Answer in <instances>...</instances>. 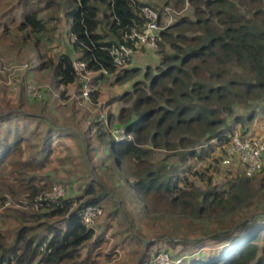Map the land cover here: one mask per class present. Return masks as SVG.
<instances>
[{"label":"trees","instance_id":"16d2710c","mask_svg":"<svg viewBox=\"0 0 264 264\" xmlns=\"http://www.w3.org/2000/svg\"><path fill=\"white\" fill-rule=\"evenodd\" d=\"M12 1L0 20L14 13L16 47L35 50L39 68L52 71L53 84L50 90L42 87V97L34 99L25 96L26 85L37 83L14 79L21 100L1 109L0 225L10 227L0 226V264H99L102 255L111 261L129 244L152 245L145 224L158 225L161 232L166 228L162 236L174 250H159L148 258L143 254L138 264H149L160 252L183 258L182 264H264V244L259 245L264 234V177L248 178L241 172L222 190L205 192L189 178L192 173L205 179L193 166H202L207 174L220 166L231 168L222 160L230 136L239 131L237 125L245 127L264 117V0H191L194 18L182 16L161 31L160 63L145 73L117 67L112 49L125 43L124 35L134 27L144 26L142 7H153L162 16L166 7L180 10L184 0H165L162 7L147 0ZM62 16L69 22L70 38L76 37L71 45L87 72H100V79L114 77L118 85L140 74L144 80L122 97L131 104L121 110L118 121L129 137L124 141H116L111 129L115 126L104 121L82 131L72 119L77 134L58 127L46 112L54 91L82 81L71 54L49 55ZM4 30L12 32L6 23ZM61 94L65 99V91ZM89 96L98 103L100 92L96 88ZM67 135L81 139V156L75 158L84 159L90 176H101H92L85 196L67 197L35 211L36 199L59 183L43 172L54 164L57 146ZM98 151L104 157H97ZM161 151L168 155L158 162L155 156ZM172 157H180V171L167 165ZM232 165L241 168L238 159ZM263 173L264 166L256 175ZM89 206L106 207L108 218L119 224L110 236L116 241L110 252L101 249L106 233L97 235L96 227L88 228L81 220L80 211ZM112 229V224L106 226L107 232ZM206 239L218 244L214 253H209ZM86 246L91 248L84 255Z\"/></svg>","mask_w":264,"mask_h":264},{"label":"rangeland","instance_id":"374dc122","mask_svg":"<svg viewBox=\"0 0 264 264\" xmlns=\"http://www.w3.org/2000/svg\"><path fill=\"white\" fill-rule=\"evenodd\" d=\"M146 1V0H145ZM148 2L152 1V0H147ZM165 0H161L160 6H164L165 5ZM14 5V2L12 0H0V14L4 13L7 9H9L10 7H12ZM173 11H175V15L173 17V22H171L170 24H174L179 18H181L182 16H190L193 17L194 16V8L192 7V5L190 4V6H183L180 8V10H177L175 8H173V5L170 7ZM14 13L7 15L6 17H4L2 20H0L1 24H0V59H4V60H10L11 62H14L13 64L16 65H22V64H29L30 68L27 72L24 73L23 77L21 79H23L24 84L26 85L27 82L32 81L34 83H37L38 85L41 86V88L43 87V89H48L50 90V86L49 84H53V79L52 76H49L45 79H39L36 77L37 73H38V69L37 66L40 63L39 60V55L35 50H32L30 47L28 46H17L15 45V41H14V37L16 36V27L18 25V23L16 24H12L13 20H12V15ZM194 18V17H193ZM9 25V29L12 31L10 34H4V32H6L4 30V24ZM166 24V20L163 19L162 21V25ZM13 33V35H12ZM11 45H15V46H11ZM51 44H49V55L53 56V55H57V51H55V49H51L50 48ZM67 49V44L65 43L64 47H61L60 51H66ZM158 57H160L161 59V55L159 54ZM160 59H159V63H160ZM158 63H156L155 65H157ZM153 71H155L156 68H151ZM150 70V68H149ZM30 73L33 74V78L30 77ZM98 75V74H97ZM100 77V76H99ZM98 77V78H99ZM90 78V76H89ZM13 80L8 76H4L0 74V114L3 113L1 111V109H4L6 104H10V105H14L17 106L19 104V101L21 100V94L19 93H15V88L13 87ZM98 80V79H97ZM106 80V78H105ZM43 81V82H40ZM93 81V80H90ZM139 81H144L142 78ZM26 82V83H25ZM40 82V84H39ZM104 83H99V86L97 87V90L100 91V102L98 100V103H94L93 100L91 99V97L89 96L88 98H83L82 94H77L76 97L73 99L72 102H67L69 100V97L66 96L65 99L60 100L58 102H56L57 99H50V102L48 103L47 106V111L48 115L54 119H56V121L58 122V125L62 126V127H73L74 129H78L77 127L72 126V119H74V121H77L76 124L79 123H83V122H95V121H104L106 120L107 122H109V126H111V124L114 126L118 123L119 121V116H120V112L123 108L125 107H129L131 104L125 102L124 100L122 101V97H124L130 90L132 91V89H120L119 92H117V88H119L120 85L114 86L115 84L112 81H102ZM132 82V81H131ZM8 83V85H7ZM134 83V81L132 82ZM37 84H35L37 86ZM27 86V85H26ZM39 86V87H40ZM127 89V90H126ZM96 90V89H95ZM94 90V91H95ZM102 94V95H101ZM25 96H28L27 91ZM53 96V94H52ZM83 98V99H82ZM62 99V98H61ZM91 103H89L90 101ZM113 99H117V100H113ZM74 100H78V108L74 107ZM121 100V101H120ZM118 101V102H116ZM30 101H27V103L30 106H34L35 104H31L29 103ZM100 104V105H97ZM108 106V108H107ZM105 107V108H104ZM77 108V113H75V110ZM108 112L107 117H105L104 119L101 118V114L99 115V112ZM99 115V116H98ZM6 124V123H4ZM87 126L86 128H83V126L81 125L80 127L82 128V131L87 130L89 127V123H86ZM78 126V125H77ZM110 128V127H109ZM112 131L115 130V127H111ZM62 142L64 144H62L61 148H59V151L55 154V162L54 164H52L48 169H46L43 173L46 174H53L54 175V179H56L57 181H59V183H63L65 184V186L68 189H74L77 192V195H80L84 189H85V185L92 181V176L95 178H99L100 175L95 174V175H91L90 176V172L87 170L86 167V162L84 161V159L82 158H75L78 155L81 156V152H80V148H79V144L77 141H71L68 139L62 140ZM58 147V146H57ZM105 154V153H104ZM167 152L161 151L159 152L156 156H155V160L160 162L162 161L166 156H167ZM171 155V154H169ZM70 156H72V158L69 160V162H60V160L65 161L66 159H68ZM79 156V157H80ZM97 157H104L103 154L101 152L98 151L97 153ZM180 161V157H172L169 159V161L167 162L168 166H170V164H172V166L174 167H170V170H181L182 168L177 166V163ZM193 166V165H192ZM116 168V167H115ZM194 170H197L196 172H198L200 175H205V179L202 176H193L192 173L189 174V178H190V182H192L193 184H195V186L201 191V192H205L208 189H215V190H222V188L226 187V184L230 181L235 180L236 177L239 173L242 172V170L240 169H234L233 167L229 168V169H223L221 166L218 168V172H214V174H207V171H205V169H203L202 166H199V168L197 166H193L192 167ZM102 171V170H100ZM220 172V173H219ZM102 175H105L106 177L109 176V178H111V175L109 173L103 172ZM264 177V173L263 174H259L256 175L253 178H259L262 179ZM201 178V179H200ZM110 182V181H109ZM1 195V194H0ZM67 197V196H66ZM11 198V197H10ZM4 205V204H3ZM109 206H112L110 203L106 204ZM2 207V205L0 206V208ZM20 208V206H19ZM107 208L105 207V215L98 221L96 228H97V235H100V233H106V240L107 242L104 244L103 246V250L105 253L110 252L112 249V246H114V244H116V241L113 240V238H111V234L116 231L119 227V224L117 223H113V221L110 220V218H108V211L106 210ZM124 222L123 220V216L120 215L119 217V221ZM0 221L1 217H0ZM113 226V229L110 230L109 232L106 231V226L107 225H111ZM122 224V223H121ZM169 223H163L162 225H164L165 227L168 225ZM124 225V224H123ZM2 228L5 227V229L7 230L10 227V223L6 224V225H0ZM162 227V226H161ZM144 232L149 234V238L147 240V242H149L151 240L152 245L148 247L147 246H138V245H134L129 244L127 246L122 247L121 249H119L120 257H114L112 258V260H107L105 257V255H102L99 258V264H138L139 259L143 256V254L147 255L146 257H151L152 254H154V252L157 251H161L164 249H171L172 251L174 250L172 247H170V245L165 241V238H163L162 235H165V233L167 232V229L164 228L163 231L161 232L159 231V226L156 225L154 227L151 228V226H147V224L144 225ZM6 230H2V231H6ZM106 231V232H105ZM113 231V232H112ZM159 236H157V233H159ZM128 234V233H127ZM214 240L212 239H206L205 243L208 244L207 246L211 249V251L209 253H214L217 250V243H213ZM223 244V243H222ZM264 244V234H263V238L260 241L259 245L263 246ZM233 245V244H232ZM178 249H181L180 247ZM261 255V254H260Z\"/></svg>","mask_w":264,"mask_h":264},{"label":"built area","instance_id":"2783aa9c","mask_svg":"<svg viewBox=\"0 0 264 264\" xmlns=\"http://www.w3.org/2000/svg\"><path fill=\"white\" fill-rule=\"evenodd\" d=\"M185 6H190L191 0H184ZM141 15L145 19L142 28H133L129 33L124 35L125 43L116 46L112 49L111 55L114 64L119 68H126L133 59L144 52L159 58L158 38L161 31L171 26L175 11L170 7H166L164 14L161 16L159 12L150 6H144L141 9ZM166 20V24L162 25V21ZM76 41V37L72 36L71 43ZM28 64L22 65H7L0 61V74L8 76L11 79L21 81ZM75 71L80 77V80H88L89 72L86 71V64L78 61L74 64ZM8 85V83H7ZM16 89V87L13 85ZM41 87L35 84H27V94L29 97L39 99L43 93ZM94 90L91 87L83 89V95L88 98ZM116 141H124L129 138L125 129L119 128L112 132ZM230 144L226 148V153L223 157V166H230L235 159H238L242 168V173L245 177L253 178L258 174L264 166V135L256 138L242 137L241 134L235 133L230 136ZM67 190L63 183L55 184L49 191L42 193L35 201L32 209L40 211L44 206H49L50 203H58L67 197ZM10 205L9 202L6 204ZM104 216V209L100 206H89L80 211V217L83 224L88 228H95L98 221ZM182 258H172L170 253H158L149 264H182Z\"/></svg>","mask_w":264,"mask_h":264},{"label":"crops","instance_id":"0c3cea01","mask_svg":"<svg viewBox=\"0 0 264 264\" xmlns=\"http://www.w3.org/2000/svg\"><path fill=\"white\" fill-rule=\"evenodd\" d=\"M142 1H144V0H142ZM148 3H155V4H158V6H160L161 0H152V1L148 2ZM60 22L61 23L59 25V28L56 31V34H55L52 42L50 43L51 44L50 48L51 49H55V51H57V53H58L57 55H61L63 53H69V54L72 55L74 61H78L80 55L78 53H75V51L73 49V46L71 45V38H70V33H69V30H70L69 29V22L67 21L66 17H64V16H62ZM65 43L67 44L66 51H60L61 50V47H64ZM156 63H158V64L155 65ZM40 64H41V62L38 65H36L37 66V69H38V73H37L36 77L38 78V80L39 79H45V78H47L49 76H52V71L40 69L39 68ZM158 65H159V59L158 58L154 57L151 54V52H144L142 54L137 55L133 59L132 63H130L125 69H135V68H138V69L141 70V72L145 73L149 68H156ZM100 74H101L100 72H97V73L90 72L89 73L90 78L88 76V80L81 81V84L79 83L80 86L74 84V85H71V86L66 87V88L62 87V88L54 91L52 93L53 96L51 95L50 99H58L59 101L60 100H63L64 98H62V94L61 93L63 91H65L66 94L64 96L65 97L66 96L69 97V100L67 102H72L73 99L76 97L77 94L83 93V89L85 87H88L89 86L93 90H95L99 86V83L100 82L101 83H104L102 81H107V80L108 81H112V80H114V77H111V78L109 77V79L106 78V80H105V78L104 79H100V78H98L100 76ZM140 75L137 76L136 79L130 80V81L122 84L121 86H119V88H117V92H119L120 89H124V88L132 89V91H133L134 86H135V83L136 82H139V80L142 77ZM31 76L33 77V74L32 73H31ZM90 80H93V81H90ZM131 81L132 82L134 81V83H132ZM41 82H43V81H41ZM112 84H114V82ZM117 85L118 84H115L114 86H117ZM127 91H129L127 93L132 92L130 90H127ZM127 93H125V94H127ZM100 97H99V102H100ZM113 100H117V99H113ZM88 101H90V100H88ZM116 102H118V101H116ZM89 103H91V101ZM97 105H100V104H97ZM107 108H108V106H107ZM100 114H101V118L104 119L105 117H107L108 112H106V111H104L102 113L99 112V115ZM236 114L239 115V114H241V112L240 113L237 112ZM104 122H105L106 125L109 126V122H107L106 120H104ZM86 123H89L90 124L89 126H91L93 122L92 123L89 122V121L83 122V123H80L79 126L82 125L83 128H86V126H87ZM57 126L60 127L63 130L73 129V132L74 133L79 134V131L76 130V129H74L73 127H70V126H68V127H62V126H60L58 124H57ZM114 126H115V130L116 129H119V128H122V127H119V123H117ZM236 128H237V130H239L238 133H241L242 131H245L246 133H248L251 136H263L264 135V117L263 116H259L252 124L246 125L245 127H242L241 125H237ZM65 139H68V140H71V141H77L78 144H79V148H80V146H81V143H80L81 142V139L80 138H72V137H70V136L67 135V136H64V138L61 139V142H62V140H65ZM62 144H64V143L62 142ZM62 144L60 146H58L56 153L59 151V148H61ZM230 166H232L236 170L238 169L237 165H235V166L230 165ZM66 190H67V197L68 198H76V197L85 196L84 191L80 195H77V192H79V191H76L74 189L73 190L72 189H68V188ZM85 199H89V198L86 197ZM100 234H102V233H100ZM86 248L89 251L91 247H89V246H86L85 247V250H83V254L84 255L87 252ZM101 249H103V247Z\"/></svg>","mask_w":264,"mask_h":264},{"label":"clouds","instance_id":"9594fccd","mask_svg":"<svg viewBox=\"0 0 264 264\" xmlns=\"http://www.w3.org/2000/svg\"><path fill=\"white\" fill-rule=\"evenodd\" d=\"M120 254V253H119ZM183 259V258H182Z\"/></svg>","mask_w":264,"mask_h":264}]
</instances>
